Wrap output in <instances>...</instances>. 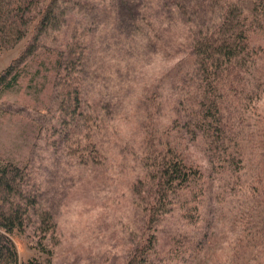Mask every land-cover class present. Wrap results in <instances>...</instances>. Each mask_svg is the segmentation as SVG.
Listing matches in <instances>:
<instances>
[{
  "label": "rangeland",
  "instance_id": "374dc122",
  "mask_svg": "<svg viewBox=\"0 0 264 264\" xmlns=\"http://www.w3.org/2000/svg\"><path fill=\"white\" fill-rule=\"evenodd\" d=\"M11 1L14 9L27 5L26 12L39 3L38 12L48 0ZM149 1L104 2L110 17L95 24L89 39L80 98L96 108L90 130L98 151L94 162H79L82 147L74 144L86 143L87 129L60 128V114L50 109L51 53L40 50L21 67L18 83L0 92V160L26 166L40 178V206L54 224L53 233H43L44 225L34 220L10 235L20 261L44 258L39 249L45 245L51 264H125L154 231L159 249L177 234L197 243L189 264H264V61L257 65L258 95L242 107L244 162L235 170L213 165L203 139L184 126L178 105V80L193 63L190 24ZM28 40L29 32L17 42L0 38V73ZM252 42L262 56L264 35ZM152 135L203 175L195 224L173 208L155 230L146 228L131 186L143 174L141 160Z\"/></svg>",
  "mask_w": 264,
  "mask_h": 264
},
{
  "label": "trees",
  "instance_id": "16d2710c",
  "mask_svg": "<svg viewBox=\"0 0 264 264\" xmlns=\"http://www.w3.org/2000/svg\"><path fill=\"white\" fill-rule=\"evenodd\" d=\"M109 1L48 0L38 12L39 3L29 5L26 12L27 5L14 9L11 0H0V38L7 43L17 42L29 32L24 50L0 73V92L18 83L21 67L40 50L51 53L55 82L50 109L60 114V128L65 125L76 131L87 129L83 146L78 145L79 139L74 141L75 147H82L79 162H94L98 153L90 139L96 108L81 100L80 84L89 39H93L95 24L110 17L104 5ZM149 2L160 5L168 14L185 17L190 24L188 51L193 63L177 83L184 126H188L193 138L203 139L213 165L239 168L245 157L244 139L238 130L244 118L242 107H247L251 95H258L256 90L261 85L257 65L264 61V54L257 55L252 41L256 35H264V0ZM146 144L141 160L143 174L131 186V193L146 214L147 230H155L173 208L188 223L195 224L204 192L199 168L187 165L181 153L154 135L148 136ZM41 184L26 166L0 160V264H51L47 258L51 251L45 245L39 249L44 258L20 261L10 239V235L23 231L34 220L44 225L43 233L54 232L50 213L40 206ZM153 232L125 264L191 262L198 244L188 235H173L167 247L159 249Z\"/></svg>",
  "mask_w": 264,
  "mask_h": 264
}]
</instances>
